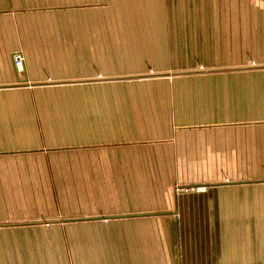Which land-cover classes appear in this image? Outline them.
Masks as SVG:
<instances>
[{"label": "crops", "instance_id": "crops-1", "mask_svg": "<svg viewBox=\"0 0 264 264\" xmlns=\"http://www.w3.org/2000/svg\"><path fill=\"white\" fill-rule=\"evenodd\" d=\"M118 2L0 0V264H264V0Z\"/></svg>", "mask_w": 264, "mask_h": 264}, {"label": "rangeland", "instance_id": "rangeland-1", "mask_svg": "<svg viewBox=\"0 0 264 264\" xmlns=\"http://www.w3.org/2000/svg\"><path fill=\"white\" fill-rule=\"evenodd\" d=\"M147 1V5H149V8L145 10V2ZM163 5L165 6V2L166 0H162ZM137 4V8L133 9L132 6ZM162 5V6H163ZM139 6H142V8H139ZM163 6V7H164ZM168 6H169V10L170 7H172L171 5V0H168ZM127 7H131V9H128ZM120 12V17L123 19V22L126 21V19H133V14L134 17L136 18V22L137 24L134 25L135 29H136V33L138 37H146L147 35L150 34L146 33V29H152L154 30L155 28H158V25L161 24L162 22V14L163 12H165V10H163L161 8V0H135V1H130V0H119L118 2V6L117 9ZM116 15H118V13H116ZM145 24H153L154 26H146ZM133 27V26H132ZM131 26H127L124 25V28H132ZM133 27V28H134ZM128 53L130 54L131 58L128 60H131L130 63L128 62V60H124V58L122 59V69H113L114 72H120V73H124L122 76H124L125 78H127V80H145L146 77H167V76H171L170 73L168 74H157L156 73V69L154 71H152L153 68H156V64H153L152 67H150L149 63L145 64V60H147V57H143V52L140 50L137 53L140 54V58L138 57H132V52L130 51H124V55L128 56ZM147 62V61H146ZM126 63V64H125ZM141 67H144L146 69H141ZM158 68H160V66H157ZM121 68V67H120ZM130 68V69H129ZM132 68H137V69H132ZM107 69L109 68H105V71H108ZM110 71L112 69H109ZM160 71V69H157ZM173 70V69H172ZM100 71V70H99ZM203 71V70H200ZM24 72V69H23ZM22 72V73H23ZM142 72V73H140ZM18 73V72H17ZM126 73L128 75H126ZM21 74V73H20ZM161 75V76H160ZM124 77H120L122 80H125ZM88 81H92V80H96L94 78H89L87 79ZM97 80H102L101 78H97ZM111 80V79H110ZM112 80H115V78H112ZM118 80V79H117ZM234 80V79H233ZM186 191V190H184Z\"/></svg>", "mask_w": 264, "mask_h": 264}, {"label": "built area", "instance_id": "built-area-1", "mask_svg": "<svg viewBox=\"0 0 264 264\" xmlns=\"http://www.w3.org/2000/svg\"><path fill=\"white\" fill-rule=\"evenodd\" d=\"M13 65L18 73L23 72L24 58L21 53H14L12 55Z\"/></svg>", "mask_w": 264, "mask_h": 264}, {"label": "water", "instance_id": "water-1", "mask_svg": "<svg viewBox=\"0 0 264 264\" xmlns=\"http://www.w3.org/2000/svg\"><path fill=\"white\" fill-rule=\"evenodd\" d=\"M234 70H245V69H225L221 71H234ZM205 73V72H218V71H194V72H184V73H175L174 75H188L193 73Z\"/></svg>", "mask_w": 264, "mask_h": 264}]
</instances>
